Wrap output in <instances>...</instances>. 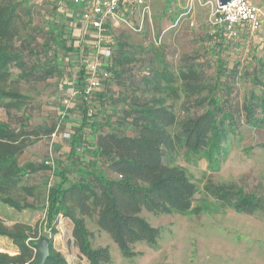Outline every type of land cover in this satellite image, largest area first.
<instances>
[{
  "label": "rangeland",
  "instance_id": "374dc122",
  "mask_svg": "<svg viewBox=\"0 0 264 264\" xmlns=\"http://www.w3.org/2000/svg\"><path fill=\"white\" fill-rule=\"evenodd\" d=\"M5 1L20 4V38L14 41L13 48L20 51L24 69L32 73L24 76L22 68L9 66L10 77L5 88L22 95L25 104L9 110L0 105V121L10 125L18 120L32 123L48 117L58 121V131L51 136L49 144L39 140L29 146L30 152H36L35 158L50 165L49 169L26 177L27 183L37 187L35 198L27 199L36 209L17 212L0 205V218L7 225L17 219L31 224L40 222L43 235L50 238L41 206L46 205L49 189L58 181L53 169L65 168L73 180L80 176L79 168L92 166L94 125L90 122L102 125L107 114L121 112L133 100L157 97L173 107L177 123L169 128V133L175 134L181 119L205 109L199 102L209 92L222 97L228 85L233 88L232 101L239 107L251 91L257 96L263 93L254 78L264 84V0H250L261 11L260 27L250 31L241 26L233 37L209 22L208 8L198 0H146L151 13L144 17L140 30L133 29L141 16L136 10L126 21L108 27L105 33L104 39L114 55L129 46L134 59L117 67L110 60L108 81L88 99L80 93L74 95L68 108L63 106V100L72 90L83 87L87 65L92 59L93 30L76 39L77 17L71 16L77 11L76 6L61 0ZM53 64L57 71L40 79ZM189 68L199 72L200 80L210 85L208 90L186 96L180 72ZM80 71L84 74L82 83L78 78ZM148 71L154 75V81L141 84L140 75ZM254 117L262 120L252 124L242 117L218 153L209 155L202 150L192 154L177 146L170 159H165L183 168L197 191L193 211L140 213L151 225L161 228L156 245L138 243L134 245L137 253L124 257L108 235L97 228L94 217L87 218V227L93 233L92 246L109 247L111 261L105 264H264V109L258 108ZM113 122V126L118 125L117 120ZM80 126H83L81 130ZM118 130L133 133L132 126L125 123ZM65 132L78 133L73 157L61 151L72 144V138L64 135ZM45 146L44 153L37 152ZM97 164L109 175L105 165L99 161ZM221 185L252 194L258 209L251 214L235 210L233 203L218 197L217 187ZM55 221L54 248L69 264H88L74 244L72 222L62 215Z\"/></svg>",
  "mask_w": 264,
  "mask_h": 264
},
{
  "label": "trees",
  "instance_id": "16d2710c",
  "mask_svg": "<svg viewBox=\"0 0 264 264\" xmlns=\"http://www.w3.org/2000/svg\"><path fill=\"white\" fill-rule=\"evenodd\" d=\"M19 6L18 2L0 0V105L6 110L19 109L25 104L22 95L5 88L10 77L9 66H19L24 76L32 73L24 69L20 51L13 48L14 41L20 38ZM133 59L134 54L129 46L120 49L117 56L112 50L111 61L116 67L121 62L128 63ZM56 71V65H50L44 76L39 77L42 79ZM79 75V82L82 83L84 74L80 71ZM180 78L187 97L199 95L210 87L200 80L199 72L191 68L180 72ZM154 79L149 71L139 77L141 84L145 85L151 84ZM254 81L262 86V95L257 96L251 91L239 107L232 101V87L226 85L228 91L222 97L209 92L199 102L204 104L205 109L181 119L175 134L169 133V128L177 123L173 107L157 97L133 100L121 112L107 114L102 125L90 122V125H94L92 166L79 168L80 176L73 180L65 168H54L53 173L58 181L49 189L46 205L41 206L45 226L50 228L49 254L44 264H69L53 246L58 215L72 222L74 244L88 264L109 263L111 254L107 245L92 246L93 233L87 227V218L94 217L97 228L108 235L124 257L135 255L134 245L138 243L156 245L161 228L151 225L140 213L143 210L154 214L193 211L192 202L197 191L185 170L174 163L165 162V159H170L177 146L192 154L202 150L209 155L218 153L242 117L247 123L259 121L260 118L254 115L258 108L264 109V84L257 78ZM85 117L84 114L82 125L85 124ZM114 120L118 121L117 126H113ZM124 123L132 126V134L118 130V126ZM82 128L80 126L79 129ZM57 131L58 121L51 117L32 123L18 120L15 125L0 121L1 205L18 212L36 209L27 199L35 198L37 187L27 183L26 177L49 169L50 165L38 159L28 160L24 156L26 152L36 155V152H30L29 146L39 140L49 144L51 136ZM77 134L69 133L72 138L67 153L69 157L74 156V143L79 141ZM46 147H39L38 153H44ZM98 161L105 165L109 175L97 164ZM217 188L218 197L233 203L239 212L251 214L259 207L252 194H245L242 190L233 191L231 186L221 185ZM42 234L40 222L30 224L15 221L6 225L0 218V236L11 241L15 252L10 255L0 251V264H31L37 254L35 241Z\"/></svg>",
  "mask_w": 264,
  "mask_h": 264
},
{
  "label": "built area",
  "instance_id": "2783aa9c",
  "mask_svg": "<svg viewBox=\"0 0 264 264\" xmlns=\"http://www.w3.org/2000/svg\"><path fill=\"white\" fill-rule=\"evenodd\" d=\"M63 3L76 6L79 9L77 24L83 29L93 30L95 37L91 41L93 54L87 65L83 87L80 90H72L63 100V106L68 108L70 99L80 93L85 99L98 89L110 77V60L112 50L108 41L104 38L108 27H113L120 22L126 21L136 10L141 14L133 29L140 30L144 17L151 13L150 5L146 0H61ZM208 8L209 22L221 28L228 37L238 33L239 27L243 26L254 31L262 22L259 7L250 0H232L225 5H219L216 0H198ZM135 27V28H134ZM158 43L161 39H157ZM106 62L102 65V62ZM69 136L65 132L64 135ZM46 163H49L48 161Z\"/></svg>",
  "mask_w": 264,
  "mask_h": 264
},
{
  "label": "crops",
  "instance_id": "0c3cea01",
  "mask_svg": "<svg viewBox=\"0 0 264 264\" xmlns=\"http://www.w3.org/2000/svg\"><path fill=\"white\" fill-rule=\"evenodd\" d=\"M72 6V5H71ZM76 9H77V11L75 12V13H73L71 16H75V17H77L78 18V16H79V9L77 8V7H75ZM76 25H77V31H78V34L76 35V39H79V37L82 35V34H88V31H87V29H83V27H81L79 24H77V21H76ZM92 37H95V33L93 32V35H92ZM39 151V149L37 150V152ZM62 152H65V153H68V151H69V148L68 149H62L61 150ZM35 156L36 155H33V154H30V153H27L26 152V154H25V156H24V158H26V159H28V160H34V159H37V157L35 158ZM1 205V204H0ZM4 206V205H3ZM5 208H9V207H7V206H4ZM12 209V208H11ZM13 210V209H12ZM14 211V210H13ZM24 211V210H23ZM23 211H21V212H23ZM18 212V211H17ZM65 219H67V217H64ZM15 221H23V220H19V219H17V220H15ZM14 221V222H15ZM13 222V223H14ZM23 222H27V221H23ZM5 223V222H4ZM12 223V224H13ZM27 223H29V222H27ZM6 224V223H5ZM31 224V223H30ZM7 225V224H6ZM11 225V224H10ZM4 239V240H3ZM0 241H5V242H0V251L1 252H5V253H8V254H10V255H14L15 254V252L13 251V249H14V247H13V245H12V243H11V241L8 239V238H6V237H3V236H0ZM1 243H3V244H1Z\"/></svg>",
  "mask_w": 264,
  "mask_h": 264
},
{
  "label": "water",
  "instance_id": "95a60500",
  "mask_svg": "<svg viewBox=\"0 0 264 264\" xmlns=\"http://www.w3.org/2000/svg\"><path fill=\"white\" fill-rule=\"evenodd\" d=\"M219 5H225L232 0H216ZM49 241L50 238L46 235H40L38 239L35 241V245L37 248L36 258L31 262V264H44L48 254H49Z\"/></svg>",
  "mask_w": 264,
  "mask_h": 264
}]
</instances>
